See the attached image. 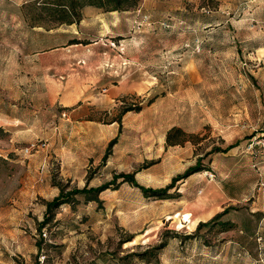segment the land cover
<instances>
[{"label": "rangeland", "instance_id": "obj_1", "mask_svg": "<svg viewBox=\"0 0 264 264\" xmlns=\"http://www.w3.org/2000/svg\"><path fill=\"white\" fill-rule=\"evenodd\" d=\"M123 5L0 0V264H264V0Z\"/></svg>", "mask_w": 264, "mask_h": 264}, {"label": "trees", "instance_id": "obj_2", "mask_svg": "<svg viewBox=\"0 0 264 264\" xmlns=\"http://www.w3.org/2000/svg\"><path fill=\"white\" fill-rule=\"evenodd\" d=\"M56 3L57 7H58V11L61 12V14L65 17L63 19H61L60 22H67V23H72V22H78L80 20V9L84 6V5H94V6H99V7H103V8H109V9H116V8H120L123 5V1L124 0H65V2H62L63 0H52ZM72 15V18L69 19L67 18L68 15ZM77 42L75 40H71L69 43H74ZM173 129H180L178 127H174ZM169 132L170 130L167 132L166 134V141L167 143H175L177 142V140H171L169 138ZM198 164L195 163L194 165H191L189 167H187L186 169H184V171L178 173L177 175L172 176L171 180L166 183L163 186H158V187H152V186H145L141 183H139L135 177L134 174L132 172H118L116 174H114V177L120 178V181L123 180H127L129 181L131 184L136 185L138 187H140L143 191H147L148 194H153L155 196H167L168 195V188L171 187V185H173V179L175 178H181L184 177L186 175H188L190 172L196 170L199 168V166H197ZM105 184H98L95 186H89V187H74V188H69L68 190H66V192L68 194H74L77 191H86L89 192V198H95V199H99L98 198V192L105 187ZM63 189L60 190V192L58 194H56L55 196H53L52 198L47 199L46 202V216L42 219V223L46 222L47 220H49L52 217V209L53 207L59 205L61 202L65 201L67 198L66 196L63 195ZM227 207L222 208L221 210L215 212L212 216H216L219 213H222L223 211L226 210ZM209 219L206 220H201L199 219L197 221V226L204 224L208 221Z\"/></svg>", "mask_w": 264, "mask_h": 264}, {"label": "crops", "instance_id": "obj_3", "mask_svg": "<svg viewBox=\"0 0 264 264\" xmlns=\"http://www.w3.org/2000/svg\"><path fill=\"white\" fill-rule=\"evenodd\" d=\"M186 211H189V210H186ZM194 210L192 209V212H191V215L194 216ZM213 211H215V208H213V206H206V207H203V208H200L198 210L195 211V216L197 217L196 218V221H198L199 219H204L205 216H209Z\"/></svg>", "mask_w": 264, "mask_h": 264}]
</instances>
